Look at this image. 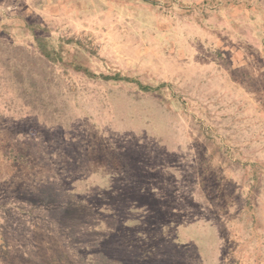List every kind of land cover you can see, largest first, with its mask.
<instances>
[{"label":"rangeland","instance_id":"obj_1","mask_svg":"<svg viewBox=\"0 0 264 264\" xmlns=\"http://www.w3.org/2000/svg\"><path fill=\"white\" fill-rule=\"evenodd\" d=\"M0 264H264V0H0Z\"/></svg>","mask_w":264,"mask_h":264},{"label":"trees","instance_id":"obj_2","mask_svg":"<svg viewBox=\"0 0 264 264\" xmlns=\"http://www.w3.org/2000/svg\"><path fill=\"white\" fill-rule=\"evenodd\" d=\"M114 77H117L116 79L119 78V76H114ZM105 78H106V79H109V78H111V76H105Z\"/></svg>","mask_w":264,"mask_h":264}]
</instances>
